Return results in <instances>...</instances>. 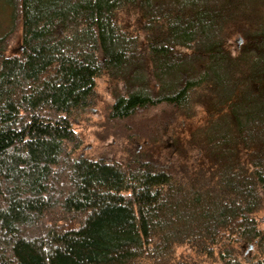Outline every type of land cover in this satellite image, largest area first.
<instances>
[{
    "label": "trees",
    "instance_id": "trees-1",
    "mask_svg": "<svg viewBox=\"0 0 264 264\" xmlns=\"http://www.w3.org/2000/svg\"><path fill=\"white\" fill-rule=\"evenodd\" d=\"M103 75L112 126L202 107L198 164L77 157ZM263 205L264 0H0V264H264Z\"/></svg>",
    "mask_w": 264,
    "mask_h": 264
},
{
    "label": "rangeland",
    "instance_id": "rangeland-1",
    "mask_svg": "<svg viewBox=\"0 0 264 264\" xmlns=\"http://www.w3.org/2000/svg\"><path fill=\"white\" fill-rule=\"evenodd\" d=\"M120 17L126 26L136 24V18L131 14L123 13ZM20 39L21 30L19 29L13 38L11 52L19 50ZM242 43V38L238 35H233L227 40V46L233 56L238 54ZM112 90L113 84L108 76L99 77L92 104L87 109L73 114L72 123L82 141L77 157L83 156L97 160L101 158L126 163L137 154L139 156L149 154L159 165L168 168H192L198 164L200 156L188 140L190 131L188 126L193 122V126L196 127L206 119L202 107L196 108L191 122L184 123L175 116L177 121L175 120V124L172 125L169 121L167 123L162 119L151 133H148L143 129L145 126L143 116L114 126L107 122V115L113 103ZM153 112L152 110L148 113L149 118ZM154 115L157 116V112H154ZM256 218L259 226L264 228V205ZM185 253L188 251L184 248L179 250V254ZM237 253L238 259L247 263L254 254V246L241 245Z\"/></svg>",
    "mask_w": 264,
    "mask_h": 264
}]
</instances>
